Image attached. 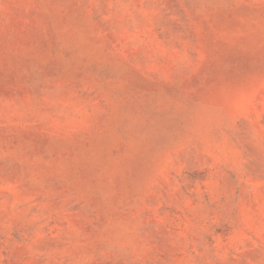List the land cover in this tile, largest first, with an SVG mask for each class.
Masks as SVG:
<instances>
[{
    "label": "rangeland",
    "instance_id": "1",
    "mask_svg": "<svg viewBox=\"0 0 264 264\" xmlns=\"http://www.w3.org/2000/svg\"><path fill=\"white\" fill-rule=\"evenodd\" d=\"M0 264H264V0H0Z\"/></svg>",
    "mask_w": 264,
    "mask_h": 264
}]
</instances>
